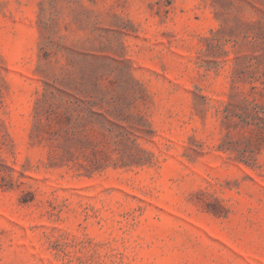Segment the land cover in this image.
Wrapping results in <instances>:
<instances>
[{
  "label": "rangeland",
  "instance_id": "obj_1",
  "mask_svg": "<svg viewBox=\"0 0 264 264\" xmlns=\"http://www.w3.org/2000/svg\"><path fill=\"white\" fill-rule=\"evenodd\" d=\"M0 264H264V0H0Z\"/></svg>",
  "mask_w": 264,
  "mask_h": 264
},
{
  "label": "trees",
  "instance_id": "obj_2",
  "mask_svg": "<svg viewBox=\"0 0 264 264\" xmlns=\"http://www.w3.org/2000/svg\"><path fill=\"white\" fill-rule=\"evenodd\" d=\"M95 91H96L97 96H98L100 99H102V92H101V90H100L99 88L96 87ZM95 105H96V104L93 103V106H95ZM93 114H95V112H93Z\"/></svg>",
  "mask_w": 264,
  "mask_h": 264
}]
</instances>
